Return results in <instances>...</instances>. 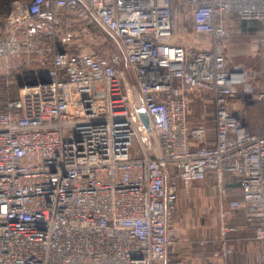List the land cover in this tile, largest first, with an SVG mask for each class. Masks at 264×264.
<instances>
[{"label": "built area", "instance_id": "obj_1", "mask_svg": "<svg viewBox=\"0 0 264 264\" xmlns=\"http://www.w3.org/2000/svg\"><path fill=\"white\" fill-rule=\"evenodd\" d=\"M65 13L118 47L62 49ZM234 16L264 20V0H14L0 16V81L24 82L0 111V264H170L179 181L209 176L221 235L240 228L225 212H243L264 264V130L247 113L254 100L264 111V91L227 63ZM203 92L210 122L191 117Z\"/></svg>", "mask_w": 264, "mask_h": 264}, {"label": "crops", "instance_id": "obj_2", "mask_svg": "<svg viewBox=\"0 0 264 264\" xmlns=\"http://www.w3.org/2000/svg\"><path fill=\"white\" fill-rule=\"evenodd\" d=\"M70 23L74 24L70 21L64 24L62 21L60 25L57 42L64 49L68 47L64 46V44L69 38V32L66 31V26ZM230 25L232 28L231 35L224 40L223 45V51L226 55L228 65H239L243 67L248 71V79L254 89L256 91H264V20H247L242 19L240 16H234ZM37 46L40 50L39 53H42L44 51L43 43L41 42ZM122 69L124 77L130 83H135L134 73L127 67L124 58ZM198 95L196 101H191V117L194 121H202L207 118L209 119L208 122H210L214 112V105L210 101L208 104L200 101L201 97H208L207 93H198ZM247 113L251 131L254 133L263 132V102L259 100L251 102L247 106ZM226 181L233 196L241 197L242 192L238 184V179L228 175L226 176ZM180 183L182 182L179 181V188ZM198 197L196 195L197 199ZM180 206H182V203L178 202L173 214V227L176 229L181 244L177 252L172 254L170 264H261L259 259L262 251L260 242L254 238V232L245 226L246 219L243 212L231 211L225 213L223 221L227 224L239 226L240 228L230 232L224 238L219 229L222 218H220V223L218 220L211 222V225H214L215 229L210 230L208 233L200 234L196 232L192 233L190 230L184 231L181 228L182 219L180 218L181 214H179L178 210ZM197 223L201 225L200 220ZM180 233L184 234L181 235ZM201 237H208L207 248L203 250L198 247L195 253H191V240H196ZM225 245L233 247L234 252L224 256L221 251V254L216 255L215 252L222 250Z\"/></svg>", "mask_w": 264, "mask_h": 264}, {"label": "rangeland", "instance_id": "obj_3", "mask_svg": "<svg viewBox=\"0 0 264 264\" xmlns=\"http://www.w3.org/2000/svg\"><path fill=\"white\" fill-rule=\"evenodd\" d=\"M68 35L69 38L65 41V44L69 48L77 51L81 49L96 51L97 48L99 50H106L111 44L118 47L117 42H115L114 39L112 40L106 32L95 30V28H91L87 31L85 24L80 22H77L75 26L70 28ZM191 38L194 39L196 36L191 35ZM6 86L7 85H3V87L1 86L0 106L3 103L2 97L6 93L4 91ZM196 195L199 196L198 199L196 198ZM179 196V202L182 203V206H180L181 208L178 207V210L179 214H181L180 218L182 219L181 228L184 231L190 230L192 233L196 232L201 234L205 232L208 233L210 230L215 229V226H212L211 222L217 220L219 222L221 217L218 211V186L216 180L212 176H209L202 182L193 184L189 188L183 183H180ZM226 212H231V210H227ZM198 220H200L201 225L197 223ZM180 234L182 235L184 233ZM207 242L208 237L191 240V253H195L198 250V247L203 250L206 249Z\"/></svg>", "mask_w": 264, "mask_h": 264}, {"label": "trees", "instance_id": "obj_4", "mask_svg": "<svg viewBox=\"0 0 264 264\" xmlns=\"http://www.w3.org/2000/svg\"><path fill=\"white\" fill-rule=\"evenodd\" d=\"M13 4H14V0H0V16H6L7 14H9L11 12L12 8H13ZM63 19L64 20H61V22L63 21V23H65V24H67L68 21L74 23V24L70 23L68 26H66V31H68V32H70V28L75 26V24L78 22L76 17L73 14H69V13H65ZM91 28H94V27H92V26H87L86 27L87 31H89V29H91ZM35 38H36L35 41L39 42V44L41 42L43 44H48L49 43L48 39L46 37L42 36L41 34L36 35ZM64 46H67V45L64 44ZM62 49H64V48H62ZM65 49L73 50V49L68 48V47L67 48L65 47ZM74 51H77V50H74ZM36 54H38V52H36ZM34 64L37 65V63H35V62H34ZM23 82H24V78L22 76V73H20V72H14V73H12L9 76L1 78L0 90H1V86L3 87V85H7L6 86L7 88L5 87V89H4V91L6 93L2 97L3 103L0 106V111H6L7 110V108H8L7 107L8 100L11 99V98H15L17 96L18 87ZM231 195H232V193H231Z\"/></svg>", "mask_w": 264, "mask_h": 264}, {"label": "water", "instance_id": "obj_5", "mask_svg": "<svg viewBox=\"0 0 264 264\" xmlns=\"http://www.w3.org/2000/svg\"><path fill=\"white\" fill-rule=\"evenodd\" d=\"M138 112H139V116H140L141 120L143 121V123L145 124L146 128L148 130H150V119H149L147 112L142 107L138 108Z\"/></svg>", "mask_w": 264, "mask_h": 264}]
</instances>
